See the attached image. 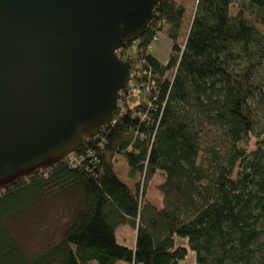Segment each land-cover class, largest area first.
<instances>
[{
  "label": "trees",
  "instance_id": "16d2710c",
  "mask_svg": "<svg viewBox=\"0 0 264 264\" xmlns=\"http://www.w3.org/2000/svg\"><path fill=\"white\" fill-rule=\"evenodd\" d=\"M188 1L159 0L143 36L118 52L134 77L114 120L0 189V264H181L190 252L196 264H264V0H192L184 35ZM161 35L166 63L152 50ZM156 176L162 209L144 202ZM52 190L76 193L78 206L29 254L13 227ZM124 225L137 230L133 247L118 241Z\"/></svg>",
  "mask_w": 264,
  "mask_h": 264
},
{
  "label": "water",
  "instance_id": "95a60500",
  "mask_svg": "<svg viewBox=\"0 0 264 264\" xmlns=\"http://www.w3.org/2000/svg\"><path fill=\"white\" fill-rule=\"evenodd\" d=\"M159 0H0V189L73 155L114 120L118 52Z\"/></svg>",
  "mask_w": 264,
  "mask_h": 264
},
{
  "label": "rangeland",
  "instance_id": "374dc122",
  "mask_svg": "<svg viewBox=\"0 0 264 264\" xmlns=\"http://www.w3.org/2000/svg\"><path fill=\"white\" fill-rule=\"evenodd\" d=\"M240 1L241 0H238L236 5H239ZM187 5L188 14L184 24V35L188 33L194 14V2L189 0ZM154 43L152 49L154 55L160 61L166 63L170 58L171 43L162 35ZM258 132L257 130L254 136H256ZM119 167L122 171L119 172L120 178L132 189H135V182L129 178L128 166L123 159L119 160ZM162 183V178L156 176L144 194V202H150L158 209L164 207V196L159 191V187ZM35 206L36 207H33L29 214L13 227V234L17 237L24 250L29 254L39 253L47 248L49 243L42 242L43 234H45L46 231L49 235L57 234L61 231L62 226L70 221L74 210L78 206V196L74 192L67 191V193L57 194L52 190L50 194H48V197ZM136 235L137 230L129 225H124L117 229L118 241L128 247H133L135 245ZM181 244L187 246V241L183 240ZM181 264H196L194 253L190 252Z\"/></svg>",
  "mask_w": 264,
  "mask_h": 264
},
{
  "label": "built area",
  "instance_id": "2783aa9c",
  "mask_svg": "<svg viewBox=\"0 0 264 264\" xmlns=\"http://www.w3.org/2000/svg\"><path fill=\"white\" fill-rule=\"evenodd\" d=\"M156 40H157V39H155L154 41H156ZM151 49H152V47H151ZM133 77H134V75L131 74V81H130V84H131V82H132V80H133ZM130 84H129V85H130ZM123 91H124V90H123ZM123 91H122V92H123ZM122 92H121V93H122ZM121 93H120V94H121ZM118 105H119V104H118ZM71 156H72V155H70L69 157H71Z\"/></svg>",
  "mask_w": 264,
  "mask_h": 264
}]
</instances>
